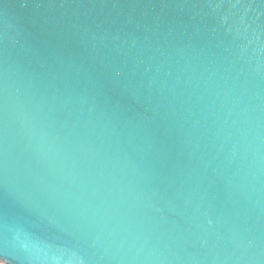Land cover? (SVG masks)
<instances>
[{
    "label": "water",
    "instance_id": "95a60500",
    "mask_svg": "<svg viewBox=\"0 0 264 264\" xmlns=\"http://www.w3.org/2000/svg\"><path fill=\"white\" fill-rule=\"evenodd\" d=\"M0 262L264 264V0H0Z\"/></svg>",
    "mask_w": 264,
    "mask_h": 264
},
{
    "label": "rangeland",
    "instance_id": "374dc122",
    "mask_svg": "<svg viewBox=\"0 0 264 264\" xmlns=\"http://www.w3.org/2000/svg\"><path fill=\"white\" fill-rule=\"evenodd\" d=\"M0 264H3V263L0 262Z\"/></svg>",
    "mask_w": 264,
    "mask_h": 264
}]
</instances>
